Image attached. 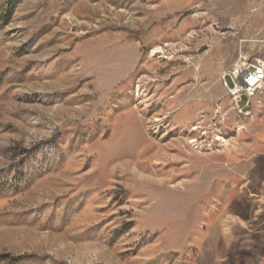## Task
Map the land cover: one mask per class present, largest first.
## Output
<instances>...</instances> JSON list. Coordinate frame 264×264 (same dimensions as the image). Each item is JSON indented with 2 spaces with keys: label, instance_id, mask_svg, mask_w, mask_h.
<instances>
[{
  "label": "rangeland",
  "instance_id": "rangeland-1",
  "mask_svg": "<svg viewBox=\"0 0 264 264\" xmlns=\"http://www.w3.org/2000/svg\"><path fill=\"white\" fill-rule=\"evenodd\" d=\"M240 60L264 0H0V264H264Z\"/></svg>",
  "mask_w": 264,
  "mask_h": 264
},
{
  "label": "built area",
  "instance_id": "built-area-1",
  "mask_svg": "<svg viewBox=\"0 0 264 264\" xmlns=\"http://www.w3.org/2000/svg\"><path fill=\"white\" fill-rule=\"evenodd\" d=\"M225 89L233 97L237 110L242 112L252 101V93L261 90L264 84L263 64H249L244 60L236 62L231 70L223 77ZM229 80L232 86L227 83ZM245 100L244 105L242 101Z\"/></svg>",
  "mask_w": 264,
  "mask_h": 264
},
{
  "label": "bare ground",
  "instance_id": "bare-ground-1",
  "mask_svg": "<svg viewBox=\"0 0 264 264\" xmlns=\"http://www.w3.org/2000/svg\"><path fill=\"white\" fill-rule=\"evenodd\" d=\"M155 52H156V51H154V54H155ZM158 52H159V51H158ZM256 92H257V91H256ZM256 92H253V93H252V97L254 96V94H255ZM168 146H169V145H168ZM165 148H166V147H165ZM158 149H159V148H158ZM158 149H157V150H158ZM157 150H156V151H157ZM161 150H163V149L161 148ZM162 154H163V153H162ZM162 154H161V155H162ZM163 155H164V154H163ZM165 156H166L165 158H167V160H169V161H171L172 158L174 159V156H173V155H169V154H168V155H165ZM176 157H177V156H176ZM174 160H175V159H174ZM127 162L129 163V161H126L125 163H127ZM164 162H165V161H164ZM121 165H123V163H122ZM126 166H127V165H126ZM121 167H122V166H121ZM124 167H125V166H124ZM132 170H133V169H132ZM134 171H135V170H134ZM136 173H137V170H136ZM148 177H149V176H148ZM150 179H151V178H150ZM157 180H158V179H157ZM163 180H164V179H163ZM149 181H150V180H149ZM151 182H152V181H151ZM158 182H159V181H158ZM164 182H165V180H164ZM153 183H154V182H153ZM162 184H163V182H162Z\"/></svg>",
  "mask_w": 264,
  "mask_h": 264
}]
</instances>
